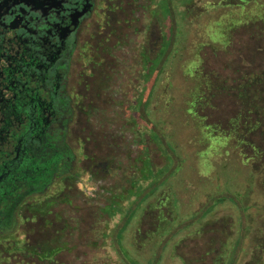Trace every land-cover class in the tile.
<instances>
[{
    "label": "rangeland",
    "instance_id": "374dc122",
    "mask_svg": "<svg viewBox=\"0 0 264 264\" xmlns=\"http://www.w3.org/2000/svg\"><path fill=\"white\" fill-rule=\"evenodd\" d=\"M138 3L144 9L133 17L128 45L111 49L96 79L102 111L90 119L101 132V160L110 164L97 179L82 178L68 203L53 206L60 216L54 230L63 231L59 243L53 236L54 262L124 264L112 243L135 201V183L160 180L123 232L134 261L264 264V156L207 126L223 119L227 100L217 101L221 114L212 118L208 103L196 109L210 77H231L229 59L257 56L255 43L250 54L242 52L251 34L244 26L264 20V0Z\"/></svg>",
    "mask_w": 264,
    "mask_h": 264
},
{
    "label": "flooded vegetation",
    "instance_id": "af4514ba",
    "mask_svg": "<svg viewBox=\"0 0 264 264\" xmlns=\"http://www.w3.org/2000/svg\"><path fill=\"white\" fill-rule=\"evenodd\" d=\"M138 1L148 3L0 0V264H54L53 236L59 243L63 231L54 230L60 216L53 206L68 203L82 178L97 179L100 166L110 164L101 160V132L90 119L102 111L96 79L111 49L128 45L133 17L144 9ZM148 97L147 88L143 100ZM59 151L93 171L43 205L54 190Z\"/></svg>",
    "mask_w": 264,
    "mask_h": 264
},
{
    "label": "trees",
    "instance_id": "16d2710c",
    "mask_svg": "<svg viewBox=\"0 0 264 264\" xmlns=\"http://www.w3.org/2000/svg\"><path fill=\"white\" fill-rule=\"evenodd\" d=\"M244 27H246L251 34H247V37H244L242 52L246 49V53L250 54L251 50L254 48L252 45L255 43L258 45V49L256 50L257 56L259 58V56L262 55V59L253 61V59H256L257 56L254 57L255 55H253L252 59L251 57L243 54L241 56L239 55L238 62L234 59V57L229 59L228 62L231 77L226 79L221 76L220 73L210 77L206 91L198 98L196 109L200 107L198 109L199 111L205 104L208 103L205 109H209L211 111V115L207 118H212L213 115L221 114L220 106H218L217 101L227 100L229 103V110L225 115H223V119L218 117L217 121H213L207 126L212 127L220 133L235 137L239 142H244L246 145L245 150H247V152H250L249 150H251L259 159L260 156H264V20L251 23ZM231 44L232 42L228 45V49L226 51L227 54L230 53L229 49L233 48ZM216 81H219L221 84H217ZM56 135L57 133L54 134L55 140H57ZM166 148L168 147L166 146ZM167 151L169 150L167 149ZM69 158L73 159V156L68 155L66 152H55V159L62 161H60L57 165L55 164L53 167V193L49 194L47 198L44 196L41 204L44 205L49 199H59L63 190L67 188V182L70 187H73L77 177H81L93 171L90 165H85V168L82 166L79 167L74 165ZM68 161L69 165H67ZM33 167L36 168L35 163L32 165V168ZM100 167L101 170L104 169V171L108 169L107 165L104 164ZM37 173H39V171ZM32 175H35L34 171H32L31 175L23 172L21 173L23 178H30ZM46 175H48V179L50 180V170L46 172ZM46 175L44 176L45 178ZM36 176L39 177V175ZM64 180L65 182H63ZM153 181L147 186L139 185L138 182L135 183L134 188L137 189L135 201L132 203L131 208L127 211V214L124 217L123 225L119 227L115 236H113V248L124 264H139L128 255L127 250L124 248L123 232L127 230V227L136 211L140 209V207L146 203L149 198H151L160 186H162V182L160 180ZM218 200L219 199L217 198L214 199L211 205L216 206V204L221 201ZM235 200L237 203L241 204L237 199ZM212 206L202 211L199 215L193 217L190 221L195 223L198 220L203 219L204 216L212 209ZM241 211H244L242 207ZM56 263L57 262H54V264Z\"/></svg>",
    "mask_w": 264,
    "mask_h": 264
}]
</instances>
